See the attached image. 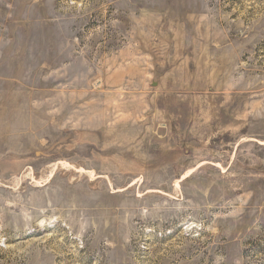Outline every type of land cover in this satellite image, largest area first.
Segmentation results:
<instances>
[{"label": "rangeland", "instance_id": "1", "mask_svg": "<svg viewBox=\"0 0 264 264\" xmlns=\"http://www.w3.org/2000/svg\"><path fill=\"white\" fill-rule=\"evenodd\" d=\"M0 264H264V0H0Z\"/></svg>", "mask_w": 264, "mask_h": 264}]
</instances>
